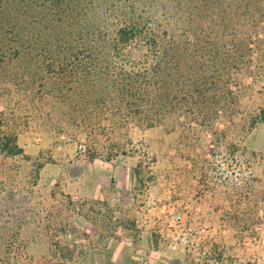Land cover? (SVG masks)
<instances>
[{
	"label": "rangeland",
	"instance_id": "obj_1",
	"mask_svg": "<svg viewBox=\"0 0 264 264\" xmlns=\"http://www.w3.org/2000/svg\"><path fill=\"white\" fill-rule=\"evenodd\" d=\"M188 1L137 8L175 44L157 71L147 38L115 40L130 0L98 6L74 67L23 80L6 49L0 264H264V16Z\"/></svg>",
	"mask_w": 264,
	"mask_h": 264
},
{
	"label": "trees",
	"instance_id": "obj_2",
	"mask_svg": "<svg viewBox=\"0 0 264 264\" xmlns=\"http://www.w3.org/2000/svg\"><path fill=\"white\" fill-rule=\"evenodd\" d=\"M109 1L0 0V61L5 62L8 58L6 49L13 48L14 58L22 65L20 75L23 80L33 70L31 69L32 66L37 68L39 63H49L48 61H50L53 65L64 61L69 65L74 64L73 67L76 66L75 61L79 60V55L75 49L77 50L78 43L84 41L83 31L89 26V21L92 15H95L98 6ZM130 1L128 10L118 16L120 21L115 26V40L118 44L127 45L137 39L147 38L146 41H149L150 46L160 49L155 61V65L158 66L154 67L157 71L161 61L169 56V53L172 52L171 47L175 44L164 46L163 42L156 38L155 32L148 29V25H141L140 19H143V16L136 18L137 8L141 7L142 10H146L147 3H151L150 0ZM199 1L203 3V9H206L204 6L210 2L208 0ZM190 2L191 0L188 1V3ZM238 2L240 3L237 7L235 5L226 6V9L230 10L229 16L236 14L235 11L238 9H246L247 12L252 9L264 16V0H251L250 5L247 0H239ZM193 11V7L187 4L186 10L183 12L186 31L190 35L194 29L191 26L193 18L190 16L193 15ZM204 13L205 10H202V17ZM199 36L198 33V38L201 40ZM104 39L105 37L100 36L93 40L90 57L98 58L101 56L103 52L100 51L99 47L104 44ZM73 72H75L74 69ZM262 118L264 119V108L262 109ZM2 141L0 150L4 154L17 155L22 151L15 139L8 137L7 141L5 138Z\"/></svg>",
	"mask_w": 264,
	"mask_h": 264
}]
</instances>
